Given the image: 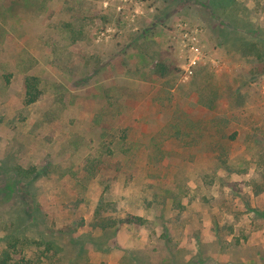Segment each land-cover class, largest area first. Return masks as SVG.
Segmentation results:
<instances>
[{
  "label": "rangeland",
  "instance_id": "rangeland-1",
  "mask_svg": "<svg viewBox=\"0 0 264 264\" xmlns=\"http://www.w3.org/2000/svg\"><path fill=\"white\" fill-rule=\"evenodd\" d=\"M13 238L32 264H264V0H0Z\"/></svg>",
  "mask_w": 264,
  "mask_h": 264
},
{
  "label": "trees",
  "instance_id": "trees-1",
  "mask_svg": "<svg viewBox=\"0 0 264 264\" xmlns=\"http://www.w3.org/2000/svg\"><path fill=\"white\" fill-rule=\"evenodd\" d=\"M158 73L161 76H164L166 75V69L161 68ZM25 86L26 103L33 104L38 101L42 95V91L39 87V78L37 76L27 77L25 80ZM106 221L107 222H101L102 228L116 225V220H112L113 222H110V220ZM26 244H29L28 240H26ZM24 246L25 243H23L20 238L9 240L7 246L0 251V264H32V259L23 252L24 249L22 247ZM48 249H50V247H48ZM15 255H19V257L17 258Z\"/></svg>",
  "mask_w": 264,
  "mask_h": 264
},
{
  "label": "built area",
  "instance_id": "built-area-1",
  "mask_svg": "<svg viewBox=\"0 0 264 264\" xmlns=\"http://www.w3.org/2000/svg\"><path fill=\"white\" fill-rule=\"evenodd\" d=\"M193 38H194V39H197V37H196L195 35L193 36ZM192 49H193V50H197V49H196V46H193ZM198 50H199V49H198ZM192 62H195V60H192Z\"/></svg>",
  "mask_w": 264,
  "mask_h": 264
}]
</instances>
